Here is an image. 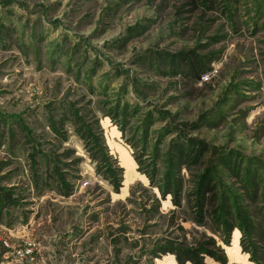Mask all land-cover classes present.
I'll return each instance as SVG.
<instances>
[{
    "label": "rangeland",
    "instance_id": "obj_1",
    "mask_svg": "<svg viewBox=\"0 0 264 264\" xmlns=\"http://www.w3.org/2000/svg\"><path fill=\"white\" fill-rule=\"evenodd\" d=\"M0 264H264V0H0Z\"/></svg>",
    "mask_w": 264,
    "mask_h": 264
},
{
    "label": "built area",
    "instance_id": "obj_2",
    "mask_svg": "<svg viewBox=\"0 0 264 264\" xmlns=\"http://www.w3.org/2000/svg\"><path fill=\"white\" fill-rule=\"evenodd\" d=\"M25 252H26V253H29V252H30V249H28V250H25Z\"/></svg>",
    "mask_w": 264,
    "mask_h": 264
}]
</instances>
